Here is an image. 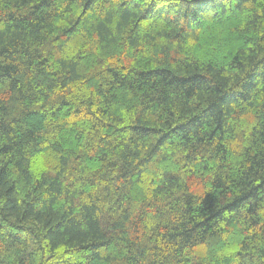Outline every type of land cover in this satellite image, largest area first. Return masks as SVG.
Returning a JSON list of instances; mask_svg holds the SVG:
<instances>
[{
  "label": "trees",
  "instance_id": "16d2710c",
  "mask_svg": "<svg viewBox=\"0 0 264 264\" xmlns=\"http://www.w3.org/2000/svg\"><path fill=\"white\" fill-rule=\"evenodd\" d=\"M0 264H264V0H0Z\"/></svg>",
  "mask_w": 264,
  "mask_h": 264
}]
</instances>
